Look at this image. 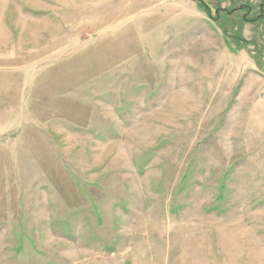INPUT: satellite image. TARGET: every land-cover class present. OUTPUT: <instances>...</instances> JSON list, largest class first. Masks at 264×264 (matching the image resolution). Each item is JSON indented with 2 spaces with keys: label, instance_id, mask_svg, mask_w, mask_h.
<instances>
[{
  "label": "rangeland",
  "instance_id": "374dc122",
  "mask_svg": "<svg viewBox=\"0 0 264 264\" xmlns=\"http://www.w3.org/2000/svg\"><path fill=\"white\" fill-rule=\"evenodd\" d=\"M261 5L0 0V264H264Z\"/></svg>",
  "mask_w": 264,
  "mask_h": 264
},
{
  "label": "flooded vegetation",
  "instance_id": "af4514ba",
  "mask_svg": "<svg viewBox=\"0 0 264 264\" xmlns=\"http://www.w3.org/2000/svg\"><path fill=\"white\" fill-rule=\"evenodd\" d=\"M261 9H260V12H259V16H262L263 14H264V6L263 5H261V7H260ZM252 10L251 9H249V13L251 12ZM258 16V17H259Z\"/></svg>",
  "mask_w": 264,
  "mask_h": 264
},
{
  "label": "trees",
  "instance_id": "16d2710c",
  "mask_svg": "<svg viewBox=\"0 0 264 264\" xmlns=\"http://www.w3.org/2000/svg\"><path fill=\"white\" fill-rule=\"evenodd\" d=\"M263 15H264V14H263ZM263 15H262V16H259V17L261 18V17H263Z\"/></svg>",
  "mask_w": 264,
  "mask_h": 264
}]
</instances>
